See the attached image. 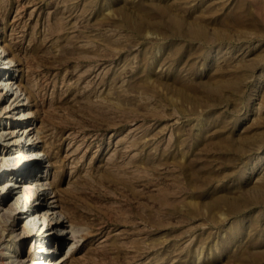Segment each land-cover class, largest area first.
Returning a JSON list of instances; mask_svg holds the SVG:
<instances>
[{"label":"rangeland","instance_id":"374dc122","mask_svg":"<svg viewBox=\"0 0 264 264\" xmlns=\"http://www.w3.org/2000/svg\"><path fill=\"white\" fill-rule=\"evenodd\" d=\"M0 46L10 163L38 143L47 184L0 193V251L29 264L7 202L41 224L57 194L75 239L49 230L43 264H264V0H0Z\"/></svg>","mask_w":264,"mask_h":264},{"label":"bare ground","instance_id":"6f19581e","mask_svg":"<svg viewBox=\"0 0 264 264\" xmlns=\"http://www.w3.org/2000/svg\"><path fill=\"white\" fill-rule=\"evenodd\" d=\"M6 46V45H5ZM9 54H12V51L9 49H5L4 47L2 48L0 46V86L3 85V90L5 89L6 91V95L9 94V92L11 91V95L15 96L14 99V106L13 108L9 111L11 112L12 110H16L20 107H24L26 106V104L22 103V104H18L17 99L21 98L22 96H24L22 90L23 87L19 84H17V82L14 81V79H12V76H9V74L7 73V71H9V69L11 67L15 66L14 61L16 60L15 55H13L14 57H9ZM18 64H21V62L18 60L17 61ZM2 64H8V67H10L9 69L3 68V72L2 70ZM22 65V64H21ZM4 67V66H3ZM11 87V88H10ZM25 97V96H24ZM25 98H22L21 100H24ZM20 100V101H21ZM26 100V99H25ZM16 101V102H15ZM4 113V112H3ZM0 113V114H3ZM7 113V111L4 113V115L0 116V119L2 121L3 117L5 116V114ZM26 115L24 116H19V121H21L20 126H23V122L22 121H26L28 120V118H31L29 116V114H24ZM24 117V118H23ZM18 120V119H17ZM3 124H0V145L2 146L3 144V148L1 147L2 151L0 154V172H4V173H9L11 172L9 167H15L17 168V170L15 171V174H13L12 172L9 173V175L7 174L3 180V182H1L0 184V193L3 194L4 199L3 201L5 202L8 198L12 199L14 198L13 196L16 194V190L20 189L24 183H26L27 181H34V184L36 185H31L34 186V188L32 187H28L27 189H23V192L25 194H27L28 192H35V200L36 198H38L39 193H40V189L38 192V189H35V187H41L44 184H46L45 180L46 178H44V176H42V174L40 175V177L38 178L37 175V169L36 168H41L42 163L41 161H39L41 159L42 155H45L43 153V150H41L39 147L40 145L38 143L33 142H27L24 147L23 150L26 149H33L29 152V155L25 158V159H21V160H17L15 161V163H10V160L12 159V157L10 158V151H12V146L14 145V143L10 144L11 142L9 141L11 138L15 137L13 136V133L10 134V132H4L2 131L5 125V128L8 126V124H4V121H2ZM28 122H24V124H27ZM24 131L22 132V135L24 133H26L27 137L29 136L30 132H31V127L30 128H24ZM2 131V132H1ZM9 135H11L10 138H7ZM18 135H16L17 137ZM19 137V136H18ZM37 137V136H36ZM22 138L21 136L19 137V139ZM5 142V144H4ZM49 156V155H47ZM12 167V168H13ZM16 172L19 173L20 175H18V177L16 176ZM3 174V173H2ZM4 175V174H3ZM2 175V176H3ZM25 180V182H24ZM44 180V181H43ZM28 189L30 191H28ZM49 188H44L43 187V195H47V191ZM37 190V191H36ZM30 193V194H32ZM57 194L54 196L49 197V199H51V204L47 207L46 211H45V216L46 218L43 219V222H38V219L40 220V216L39 218H37L36 215V211L38 210L37 208H33L31 203L28 204V201H22V198H16L13 201H8L7 204H9V208L7 209V211H4L5 213H8L7 215V223L10 222V225L12 227L15 226L16 223V218L15 216H12V213L14 210L18 211L19 216L17 217V221L19 220H26V222L24 223V231L27 229L28 231V235L30 234L31 237H33L34 239L38 240L39 244L37 247H39V249L37 250V253L34 255V258L32 257V255H29L31 257V260L28 261L29 264H40V263H44L43 259H44V255L48 254V255H54L55 253H57V249L59 250V246L60 243L58 241V236L56 235V233L54 234V232L49 231L52 230V228L56 227V226H60L58 229L60 230V233L62 234V240H66V237L70 234L71 237H69V239H75V235H74V227L72 225V223H70L69 221H65L64 219H62L63 216V212L61 213L60 211H57V209L60 207V203H59V199L57 198ZM2 202V199L0 200ZM2 204H0V212L3 211V209L1 208ZM6 215V214H5ZM4 213H2L0 215V222L2 221L3 216H5ZM51 217V222L46 223L47 218ZM13 217V219L11 218ZM6 218V217H5ZM12 219V220H11ZM11 220V221H10ZM43 226L41 227L40 225ZM68 229V230H66ZM4 232V229L2 230ZM3 232L0 233V239H2L3 236ZM12 233H15V236L20 237L23 234H18L15 232L14 229H12ZM53 236L55 238V240L57 239V241H55L54 243L56 244V248L53 249L52 247L49 248L47 246L48 242H49V237ZM51 241V240H50ZM54 245V244H53ZM33 248V240L31 241V246L29 249V254L31 253ZM10 248H6V251H0V264H22V262H24V260L21 259V252L20 250L16 252L15 255H12L10 253ZM55 258V257H54ZM43 261V262H41ZM66 263V259H62V258H58V259H53L52 264H65Z\"/></svg>","mask_w":264,"mask_h":264}]
</instances>
